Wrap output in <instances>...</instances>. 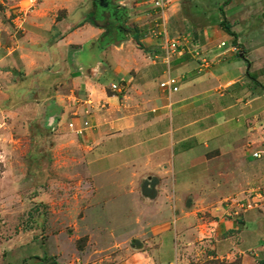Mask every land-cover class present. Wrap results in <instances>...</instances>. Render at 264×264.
Masks as SVG:
<instances>
[{
    "label": "rangeland",
    "instance_id": "1",
    "mask_svg": "<svg viewBox=\"0 0 264 264\" xmlns=\"http://www.w3.org/2000/svg\"><path fill=\"white\" fill-rule=\"evenodd\" d=\"M69 1L70 10L87 3L89 13L95 12L93 0ZM164 1L162 12L154 0H113L111 6L122 8L127 19L118 24L109 10L92 16L97 32L76 55L84 36L72 33L84 32L82 26L90 25L83 22L88 12L76 13L86 15L78 25L77 18L65 20L68 11L56 9L57 0H0V264H40L50 258L57 264H260L264 260V206L235 215L236 209L226 200L238 194L223 196L214 188L199 195L211 189V180H180L179 202L188 193L191 198L181 214L185 225L177 229L168 220L170 211L160 212L159 203L139 200L147 180H138L129 195L127 173L111 171L99 178L101 189L96 194L87 174L86 154L67 126L77 103L74 54L85 70L99 63L96 74L103 84H121L126 78L119 72L142 65L140 54L130 52L140 49L131 36L118 42L121 34L112 32V26L137 29L144 44L160 43L150 32L162 18L170 37H178L190 24L198 28L207 24L209 39L225 40L229 48L238 49L236 55L242 48L264 45V0ZM223 19L236 34V45L232 36L224 35ZM182 35L189 44L194 42L191 33ZM68 37L65 58L64 48L54 46ZM57 50L62 58L55 65L47 58ZM22 54L32 58L22 61ZM36 62L39 65L29 71L27 66ZM258 66H252L251 77L263 94L264 61ZM259 103L264 104L263 97ZM260 135L264 138V132ZM258 151L261 157L253 159L258 163L253 167L257 178L241 192L264 189V146ZM141 215L163 225L161 259L155 256L160 247L158 225L148 226Z\"/></svg>",
    "mask_w": 264,
    "mask_h": 264
},
{
    "label": "crops",
    "instance_id": "2",
    "mask_svg": "<svg viewBox=\"0 0 264 264\" xmlns=\"http://www.w3.org/2000/svg\"><path fill=\"white\" fill-rule=\"evenodd\" d=\"M57 1L60 4L55 6L56 9L68 11L65 20L77 18L78 25L86 15L76 13H89L87 3L70 10L66 0ZM225 16H229L228 12ZM66 24L65 21L62 26ZM82 27L85 33H72L84 36L76 55L82 51L85 42H92L97 32L91 24ZM207 27V24L199 28L190 24L187 31H182L186 36L189 33L193 37L196 35L197 39L171 56L168 63L161 47L162 38L158 37L160 43L153 40L146 44L140 39L145 51L133 48L130 52L140 54L142 65L119 72L126 78L121 84L101 83L96 74L99 63L88 65L85 70L77 56L74 54L73 57L77 65L73 80L77 89L75 113L83 114L85 109L89 110L87 118L91 124L83 135H74L77 146L86 154L87 174L96 194L101 189L99 178L111 171L127 173L129 195H133L131 188L135 189L138 180H147L141 188L143 199L139 200L151 205L159 203L160 212L162 209L170 211L168 220L177 229L185 225L181 214L187 209L186 199L191 198L188 193L179 202L178 181L211 180V189L201 191L199 195L214 192L216 188L223 196L238 194L236 198H245L254 189L241 191L257 178L253 167L258 163L252 154L260 153L259 148L264 146V138L260 135L264 132V104L259 103L264 93L257 91L258 81L247 75H252L253 65L258 66L264 61V45L254 44L247 50L242 48L236 55L225 40L211 41ZM169 32V39L185 38L180 37L182 34L170 37ZM68 39L71 38H64L62 44L54 46L64 48L65 58ZM221 43L225 45L221 47ZM196 50L199 55L194 54ZM241 53H244V59L240 57ZM155 55L157 59H153ZM26 57L32 58L22 54V61ZM61 58L57 50L50 52L47 59L57 65ZM202 59L206 60L205 64ZM37 65L38 62L27 67L32 71ZM169 78L175 80L177 91L160 87V83ZM51 82L54 83V78ZM111 84H119L120 92H112ZM142 217L148 226L158 225L155 226L156 239L160 247L155 256L161 259L163 225L152 222L147 216Z\"/></svg>",
    "mask_w": 264,
    "mask_h": 264
},
{
    "label": "built area",
    "instance_id": "3",
    "mask_svg": "<svg viewBox=\"0 0 264 264\" xmlns=\"http://www.w3.org/2000/svg\"><path fill=\"white\" fill-rule=\"evenodd\" d=\"M166 3L164 0H154L155 7L158 8L163 12L166 7ZM153 36H157L162 38V51L164 53V59L168 63L171 56L182 50L188 43L186 38H176V39H169L167 37V31L165 29L163 19L161 18V22L156 24L154 28L150 32ZM190 45V44H189ZM225 44L221 43V47ZM233 52H237V48L234 46L231 47ZM195 55H199V51L196 50L194 52ZM153 59H157L155 55ZM201 62L203 64L206 63L205 59H202ZM160 87L162 89L169 88L171 91H177V87L175 86V80L172 78L167 79L166 81L160 83ZM110 90L112 92H120V85L119 84H111ZM90 112L89 110L85 109L83 114H74L73 119L70 120L68 123V128L77 136L83 135L86 130L91 127V124L88 120ZM78 120V125L75 123V120ZM252 156L256 159L261 157L259 152H254ZM227 204H232L236 211L234 212L235 215L239 213L247 212L249 210L260 208L264 206V189H254L247 193L245 198H228L226 200ZM260 205V206H259Z\"/></svg>",
    "mask_w": 264,
    "mask_h": 264
},
{
    "label": "trees",
    "instance_id": "4",
    "mask_svg": "<svg viewBox=\"0 0 264 264\" xmlns=\"http://www.w3.org/2000/svg\"><path fill=\"white\" fill-rule=\"evenodd\" d=\"M113 0H103L101 5H99V0H93V6L95 7V12H90L87 17L83 20V22H88L90 23L92 26L94 27H98L97 23L95 22V20L92 18V16H97V14L99 13H103L106 10H109L111 15L115 18V20L119 23L125 21L127 19V14L126 12L122 9V8H117V7H113L111 6V2ZM229 0H226V4L228 3ZM220 11H222V7H220ZM220 26L223 28V30L226 32V34L230 35L233 37V43L236 45V39L237 36L234 32H232L230 30V25L226 24L224 19L220 22ZM115 31L120 33V39L118 42H123L127 39V36H131V38L134 41V44L137 45L141 50L145 51L143 48V45L141 44L140 40H139V31L137 29L134 30H129V29H125L122 27H117L115 28ZM241 58H245L244 53L239 54ZM248 77H251L249 75V73H247ZM253 79V78H252ZM40 264H57L56 262L53 261L52 258L48 259V260H42L40 262ZM260 264H264V260H262L260 262Z\"/></svg>",
    "mask_w": 264,
    "mask_h": 264
},
{
    "label": "water",
    "instance_id": "5",
    "mask_svg": "<svg viewBox=\"0 0 264 264\" xmlns=\"http://www.w3.org/2000/svg\"><path fill=\"white\" fill-rule=\"evenodd\" d=\"M102 1H103V0H99V5H101ZM196 39H197V36L195 35V36H194V40H196Z\"/></svg>",
    "mask_w": 264,
    "mask_h": 264
},
{
    "label": "flooded vegetation",
    "instance_id": "6",
    "mask_svg": "<svg viewBox=\"0 0 264 264\" xmlns=\"http://www.w3.org/2000/svg\"><path fill=\"white\" fill-rule=\"evenodd\" d=\"M112 28H113L112 32H114L115 31V27L112 26Z\"/></svg>",
    "mask_w": 264,
    "mask_h": 264
}]
</instances>
